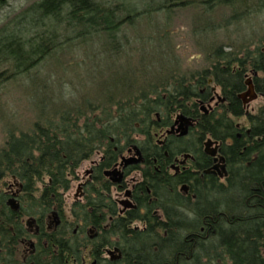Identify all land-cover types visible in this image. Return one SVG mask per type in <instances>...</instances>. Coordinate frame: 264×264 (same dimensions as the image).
I'll return each mask as SVG.
<instances>
[{
    "label": "trees",
    "instance_id": "trees-1",
    "mask_svg": "<svg viewBox=\"0 0 264 264\" xmlns=\"http://www.w3.org/2000/svg\"><path fill=\"white\" fill-rule=\"evenodd\" d=\"M248 1L197 0L207 12L240 7L230 20H239L254 3L264 5V0ZM195 3L34 1L0 27V83L28 75L42 60L79 43L103 40L111 55L119 54L124 26L161 11L169 20L175 7ZM204 23V32L213 30L211 20ZM225 47L210 50L209 67L171 72L162 85L139 86L125 69L119 87L97 100V106L83 103L86 112L80 106L50 117L42 112L43 122L37 120L30 132L10 133L0 146V264H78L88 245L96 264H264V105L249 113L237 97L250 73L264 99V40L254 50ZM209 79L220 88L224 103L203 114L197 98L203 96L201 90L209 91ZM114 92L127 99L113 101ZM94 110L99 112L87 116ZM177 112L196 118L195 127L188 138L170 136L159 145L155 134L169 127ZM243 116L246 125H238ZM207 138L219 142L225 158L227 174L222 178L204 173L211 164L203 152ZM129 144L144 150L147 159L136 208L119 215L101 171ZM96 152L104 159L93 183L102 179V184H92L85 202L73 203V220L64 222L62 192L69 188V176ZM183 153L194 157L192 167L176 175L166 171L172 157ZM23 216L32 220L30 225ZM52 216L59 218L58 224H50ZM32 224L31 232L27 226ZM31 237L33 248L18 256V247L29 245Z\"/></svg>",
    "mask_w": 264,
    "mask_h": 264
},
{
    "label": "rangeland",
    "instance_id": "rangeland-1",
    "mask_svg": "<svg viewBox=\"0 0 264 264\" xmlns=\"http://www.w3.org/2000/svg\"><path fill=\"white\" fill-rule=\"evenodd\" d=\"M18 1L21 11L37 0ZM256 1L260 0L248 2L251 4ZM195 2L186 7H175L171 11L169 20L161 11L154 13L152 18L142 17L134 25L124 26L121 31L124 38L123 49L119 54L111 55L108 47L104 46L106 42L103 40L92 41V44L83 43L84 46L79 43L69 49L65 47V51H58L42 60L28 75L2 81L0 83V146L4 145L10 133L18 136L22 132H30L33 124L37 120L41 121L39 118L42 112L50 117L54 111L64 112L65 109L73 110L80 106V110L86 112L83 103L97 106L99 103L97 100H104L111 94V90L119 87L121 75L126 70L140 82L139 86L146 85L145 83L162 85L167 82L166 75L171 72L173 74L182 71L191 72L209 67L207 55L217 45H224L225 50L232 49L238 52L241 45L249 46V49L254 50L256 45L264 40V5L260 7L254 3L248 13L244 12L240 15L239 20H230L234 13L242 11L240 7H215L213 11L207 12L203 5L198 4L197 0ZM204 20L213 22L211 27L213 30L203 31ZM251 77L252 75L248 73L246 80ZM211 85L215 86L217 93L220 94V88L215 84ZM246 88L247 85L243 91ZM120 94L114 92L112 100L127 99ZM263 105L264 99L258 94L257 98L247 105L246 111L254 113ZM98 112V110L88 112L87 116ZM83 120L81 116L79 122ZM237 123L246 125L245 116L237 119ZM100 155L96 153L90 155L77 166L72 174L74 176H69V188L62 192L64 222L73 220L72 205L74 201L83 199L81 195L83 190L79 184L88 177L85 175L86 171L93 163L99 161ZM92 184L99 188L102 179ZM37 188L39 191L42 185L38 183ZM112 194L114 198L124 199L123 192L116 194V191H112ZM58 219L52 216L49 220L50 224H55ZM28 220L29 217H22L25 225ZM27 227L31 232L35 229L34 224ZM33 240L32 237L28 239L31 245ZM28 248L30 246L26 242L19 246L18 256H23ZM90 248L91 246L88 245L82 250V261L78 264L92 263Z\"/></svg>",
    "mask_w": 264,
    "mask_h": 264
},
{
    "label": "flooded vegetation",
    "instance_id": "flooded-vegetation-1",
    "mask_svg": "<svg viewBox=\"0 0 264 264\" xmlns=\"http://www.w3.org/2000/svg\"><path fill=\"white\" fill-rule=\"evenodd\" d=\"M19 2L18 0H0V27L6 24L11 18L18 15L19 10ZM17 4V6L15 5ZM26 7V6H25ZM24 7V8H25ZM23 8V9H24ZM17 10V12L14 13V11ZM14 13V14H13ZM12 15V16H11ZM209 91L204 93V90H201L200 93H203V96L200 98H197V104L199 105V111L203 114H208L209 112H213L214 110H217L220 108L221 105H223L224 101L221 102L217 95L221 97V94H218L216 91V87L212 86L211 79L208 80ZM222 98V97H221ZM244 106V105H243ZM245 107V106H244ZM247 106L245 107V109ZM247 112V111H246ZM180 115H183L191 125H188L187 127V133L185 135H181V125L183 121L178 119ZM197 123L196 118H194L191 115H185L183 113L177 112L173 118L172 124L165 128L160 129L155 136L157 137V143L159 145H164L168 139V137L173 136L176 138H188L190 135V131L192 128L195 127ZM218 142V141H217ZM219 144V142H218ZM131 144H129L127 147H125L124 150L118 152L117 158L111 163V166L109 168L103 169L102 177L106 181H108L111 185L110 188V196L112 201L114 202V205L116 207L117 213L124 214L129 210H134L136 208V202L135 199L138 197L136 193H138L137 188L138 185L143 182V172L141 169L145 167V162L147 159V154H145V151L142 150L140 147H137V149L140 152V156L136 154V150ZM204 152V149H203ZM205 153V152H204ZM96 154H101L100 152H96ZM164 155L166 158H168V152L164 151ZM206 155V154H205ZM218 155H222L219 150L218 145ZM140 157V158H139ZM211 159V164L209 165V168L205 169L208 170L212 166L216 165L214 163L213 157L208 156ZM104 159V156L101 154L99 161L93 163L92 167L86 171V174L88 177L79 184V187L83 190V193L81 194L83 199L80 201H74V202H80L83 203L86 200V197L88 195L87 191L89 190V187H91L93 180L95 179L97 167L99 163ZM140 159L139 162L133 163V160ZM194 157L188 153L186 154H180L173 156L170 163L166 166L165 170L169 173H172L173 175L178 174L181 171L189 170L192 167V162H194ZM226 165V162H225ZM159 167V166H158ZM106 170H109L111 172L110 175L106 176L104 173ZM204 170V171H205ZM217 170H215L216 173L210 174L218 176ZM134 173V175H133ZM221 178V177H219ZM84 178H82L83 180ZM117 180H119L117 182ZM116 191V194H121L123 192L124 199L120 200L117 197H113L112 191ZM184 192L187 191L185 187H183ZM140 195H142V192H139ZM158 216L160 218L163 217V214L159 211ZM30 248H33V245H30ZM29 251V248H28ZM91 264H96L95 261H93Z\"/></svg>",
    "mask_w": 264,
    "mask_h": 264
},
{
    "label": "water",
    "instance_id": "water-1",
    "mask_svg": "<svg viewBox=\"0 0 264 264\" xmlns=\"http://www.w3.org/2000/svg\"><path fill=\"white\" fill-rule=\"evenodd\" d=\"M245 84L247 85L246 90L239 93L237 97L242 101L243 105L246 107L251 101H253L257 98L258 93L255 91V88H254V85L252 83L251 78H248L246 80ZM217 98L221 102L224 101V99L221 98L219 95H217ZM178 119L183 121V123L185 121V123L181 125V129H182L181 135H185L187 133V127H188V125H191V123L183 115H180L178 117ZM218 145H219L218 142L215 140H212L211 138H207L204 141L203 146H204L205 154L210 156V157H213L214 163H216V165L212 166L210 169L205 170L204 173L205 174H214V173H216L215 170L218 169L217 174L219 175V177H224L227 174L226 165H225V158L222 155H218ZM134 149L136 150V154L138 156H140V152L137 149V147H134ZM139 161H140V159H136V160H133V163H137ZM104 174L106 176H108L111 174V172L109 170H106ZM118 181L119 180H117V182ZM11 203H12L13 208H15V209L18 208L17 203H15L13 201ZM55 218H57V217H55ZM31 222H32V220L29 219L27 224L30 225ZM58 222L59 221L57 220L55 222V224H58Z\"/></svg>",
    "mask_w": 264,
    "mask_h": 264
},
{
    "label": "bare ground",
    "instance_id": "bare-ground-1",
    "mask_svg": "<svg viewBox=\"0 0 264 264\" xmlns=\"http://www.w3.org/2000/svg\"><path fill=\"white\" fill-rule=\"evenodd\" d=\"M243 92V91H242ZM113 251V250H112Z\"/></svg>",
    "mask_w": 264,
    "mask_h": 264
}]
</instances>
